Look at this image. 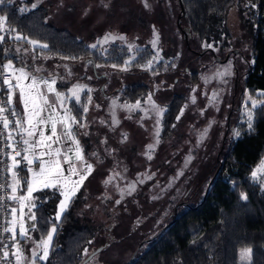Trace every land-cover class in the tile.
I'll list each match as a JSON object with an SVG mask.
<instances>
[{"label": "rangeland", "instance_id": "374dc122", "mask_svg": "<svg viewBox=\"0 0 264 264\" xmlns=\"http://www.w3.org/2000/svg\"><path fill=\"white\" fill-rule=\"evenodd\" d=\"M32 2L47 6L51 23L70 29L91 46L96 44L104 52L120 45L131 54L121 65L105 62L92 65L83 59L54 57L56 61L64 59L61 67L60 62L50 61L46 54H35L32 45H18L26 57L33 54L35 58L30 70L44 68L57 72L59 82L84 86L80 96L91 89L88 94L91 101L88 100V111L81 123L85 127L79 126L82 155L92 169L82 184L88 198L80 210L97 225V233L86 253L93 254L85 264H126L136 251L141 252L147 246L146 238L185 206L195 205L205 196L209 180L217 172L230 141L236 137L235 132H239L238 120L249 121V113L252 120L255 107L264 104V91L251 93L244 83L252 61L250 37L236 7L228 16L233 45L229 52L219 54L206 50V44L189 30L180 0ZM3 28L2 32H6L5 22ZM105 36L110 37L108 42L104 41ZM118 37L123 39H112ZM146 47L154 51L150 61L133 64ZM11 50L12 45L5 47V53ZM69 61L75 64L69 65ZM229 62L231 75L224 78L225 83L215 77ZM135 82L148 86L147 95L136 100L123 98L121 90ZM214 94L218 98L210 104ZM150 95L159 114L148 104ZM176 95L183 97L180 119L174 134L164 137L163 115ZM137 101L140 108L119 107L135 105ZM113 109L119 122L116 125L112 123ZM144 109H148L147 115ZM262 162L264 158L255 167L254 178L264 187V170H258ZM16 195L19 197L17 192ZM13 204L20 206L18 201ZM16 209L20 214L21 210ZM23 212L25 228L29 230L34 220L29 219L28 204ZM31 214L34 215L33 209ZM54 226L56 223L49 231ZM14 230L23 239L17 223ZM42 241L38 244L28 239L21 244L20 264H39L36 257L44 254ZM51 244L52 241L48 255ZM238 260L241 264L251 263L252 248L240 247Z\"/></svg>", "mask_w": 264, "mask_h": 264}, {"label": "trees", "instance_id": "16d2710c", "mask_svg": "<svg viewBox=\"0 0 264 264\" xmlns=\"http://www.w3.org/2000/svg\"><path fill=\"white\" fill-rule=\"evenodd\" d=\"M180 2L189 30L202 43L213 45L206 50L219 54L230 51L233 45L228 16L233 7L237 8L242 26L250 37L252 58L244 83L251 93L264 91V0ZM32 6V0H3L0 4V16L5 17L7 27L0 41V67L7 58L5 46L15 40V34L22 37L16 41L32 45L37 55L42 52L71 60L74 57L73 60L83 59L92 65L99 62L121 65L131 56L128 49L120 45H113L104 52L98 46L92 48L70 29L51 23L47 6L38 4L34 9ZM32 40L40 43L34 46L29 42ZM153 54L150 47L143 48L132 63L147 64ZM68 82L58 81L57 86L63 87ZM5 90L2 83L1 91ZM148 90L146 84L135 82L124 87L121 93L125 99L136 100L145 97ZM88 94V90L82 93L79 104L75 98L67 100L70 114L78 121L72 131L79 141V124L86 114L83 107H87ZM182 101L183 97L176 95L168 104L163 115L164 137L174 134ZM251 121L249 129V121L238 120L240 135L230 141L217 172L208 182L205 196L197 204L185 206L164 224L128 264H241L238 250L243 246L252 248L249 264H264V187L252 176L264 158V104L255 107ZM28 179L29 173L22 168L19 191H25ZM33 196L37 205L33 209L36 219L28 234L20 238L21 244L28 239L40 244L56 223L49 255L44 260L36 257L39 264H82L97 233V225L80 210L87 202L86 186H80L59 220L55 219L61 199L57 190L39 191Z\"/></svg>", "mask_w": 264, "mask_h": 264}, {"label": "snow or ice", "instance_id": "6c2138e0", "mask_svg": "<svg viewBox=\"0 0 264 264\" xmlns=\"http://www.w3.org/2000/svg\"><path fill=\"white\" fill-rule=\"evenodd\" d=\"M3 3V0H0V4ZM36 4H33V9L36 7ZM147 7V5H145ZM254 7V5H253ZM21 12L25 11V9H21ZM5 22V17H0V32L4 31L3 25ZM3 36L0 35V40H3ZM16 39H22V37L17 36ZM110 37L105 36L104 41L108 42ZM112 39H123V37L118 38H112ZM34 46L36 45L35 41H29ZM96 44H93L91 47L96 48ZM155 46V42L153 44ZM208 48H212L213 45L208 44L206 45ZM64 59H68V57H64ZM74 59V57H73ZM151 63V62H150ZM174 66V65H173ZM6 70H12L11 73L8 76H5L3 79V84L7 86L8 89V97H7V103L9 105L12 104V91L14 88L19 89V100L23 105L24 110V116L26 117V123L27 127H25L24 122H22L21 119H17L15 121L17 128L21 132L22 137V143L25 146L23 151L24 155L22 157L23 162H26V171L31 174V179L27 180V194L23 196H17V188L20 186V180L17 179V174L15 171H12L13 169H18L21 167L22 161L20 159H17V157L21 156V153L17 152L15 156H11V165L9 170L12 171V178L13 183L11 185L12 190V196L9 197L10 200L18 201L20 204L21 209V220L19 221V230L21 237H25L27 235V229L25 228V224L23 221L24 212L23 209L25 207V202H27L29 206V219L35 220L36 217L31 214V210L36 208V203L34 200L33 194L39 191H45V190H57V194L61 197L58 203V211L56 213L55 219L59 220L61 213L65 212L70 204V202L76 197L80 186L83 184L85 175L81 174L80 171L77 170L75 163L72 162L70 157L68 156L69 152L73 151L72 145L75 146V158L77 161H83L82 156V150L79 145V141L76 140L75 135L72 131L73 124H77L78 121L74 116L70 114L71 110L64 107V103L66 100V97L64 94H61L59 92H55V89L53 87L54 84H56V80L53 79L51 82H49L47 79H40L38 80L35 75H30L28 72L25 71L23 67L19 69L13 68V63L11 60L3 66ZM115 67V66H113ZM231 75V62H229V65L224 68L223 71H218L216 73L217 79L221 80L222 82L226 83L225 77H228ZM13 79H15V84H13ZM30 82L28 84L22 83L25 80H29ZM84 90V86L81 85H74L71 89H69L70 96L72 98H75L77 104L80 102V93ZM91 92V89L88 90ZM47 93H54L55 94V101L50 102L49 96ZM218 97L214 94L211 97L210 104L214 103L215 100ZM88 100L91 101V96L89 95ZM193 103H195V99L193 98ZM113 106L116 105V101H113ZM148 104L152 111L157 112L159 114V111L156 108V105L152 102L151 95L148 98ZM256 102L253 101V107H255ZM63 108L64 115L61 116L56 112L57 106ZM121 108H126L129 110H134L137 108H140V102L137 101L135 105H128L123 104L119 105ZM48 110L49 114L45 118L42 116V113ZM6 109L4 107H0V119L3 121V127L5 129L9 128L10 121L7 118V116H4V112ZM84 113H87L88 108L86 106L83 107ZM145 115L148 114V109H144ZM183 113V109L181 110V114ZM55 114V115H53ZM13 116H18V113L15 111L12 112ZM180 117H177V120H179ZM159 119H157V123L159 124ZM101 123H104V121H101ZM113 125L118 124L119 122L115 119V112L113 109ZM50 124V130L51 135L46 136L45 132L43 130V126H46ZM57 125H60L62 128V132L60 135H58L57 131ZM81 128L85 127L84 124L79 125ZM249 129L252 127V121H251V113H249V123H248ZM39 139L32 141L31 138L37 135ZM159 128H157V136L159 135ZM207 129H205L204 134H206ZM26 133L28 138H23L24 134ZM204 134L201 135L200 139H204ZM87 135V133H85ZM236 136H239V132H235ZM13 139L12 133H9L8 140L11 141ZM71 142L70 145H68L64 151V161L68 163V172L69 176L65 177L64 171L61 166L60 159H56L54 162L50 160H45V156L53 155L51 144L52 143H67ZM159 141H157L158 143ZM11 147L12 145L9 144ZM40 147L41 151L38 156L35 155L34 149ZM151 147V146H150ZM29 153H32V157L30 158ZM54 155L59 157L61 155V149L58 147L55 149ZM152 157L149 156L148 159L150 160ZM38 162L39 167L38 171L34 170L33 165ZM91 165H87L84 168V173L90 172ZM258 170H264V162L261 164V168ZM257 175V171L252 172V176L255 177ZM72 176H78L79 179L73 180L71 179ZM150 179V177H149ZM46 202V201H45ZM120 201H117V204H119ZM17 211L16 208H12L11 212L15 214ZM17 223V220L15 219V216H13L12 224L15 225ZM5 232L14 231V229L5 228ZM56 232V227L54 226L51 231L48 232L47 240L42 241L43 244V256L40 257L41 260H44L48 256L49 251V244L51 243L53 239V235ZM5 257L9 255L7 251L3 253ZM35 256V253H33ZM17 264H19L20 256L17 255Z\"/></svg>", "mask_w": 264, "mask_h": 264}, {"label": "built area", "instance_id": "2783aa9c", "mask_svg": "<svg viewBox=\"0 0 264 264\" xmlns=\"http://www.w3.org/2000/svg\"><path fill=\"white\" fill-rule=\"evenodd\" d=\"M0 35L5 37V32H0ZM10 73L11 70L6 69L0 72V79L2 80V83L4 77L8 76ZM7 97L8 89L6 86V90L4 92L0 89V107H4L6 109L3 115L7 116L11 123L9 128L5 129L3 127L2 119H0V264H17L16 257L17 255L20 256L21 251L20 237L15 230L5 232L4 229H14V225L12 224L14 214L11 212V209L14 208V201L9 199V197L13 194L11 190V185L13 183L12 171L16 172L17 179H19L21 169L26 168V162H23L22 160V157L25 154L23 151L25 146L22 143L21 132L15 123L17 119H21L22 122H24V120L13 103V97L11 105L7 103ZM13 111L18 113V116H13ZM9 133H12L13 139L11 141L8 140ZM23 138H25V136H23ZM9 144L12 146L10 147ZM17 152L21 153V156L17 157V159L22 161L21 167L10 171L9 168L12 163L10 157L15 156ZM29 156L31 158L30 153ZM5 251L9 253L7 257L3 255Z\"/></svg>", "mask_w": 264, "mask_h": 264}, {"label": "crops", "instance_id": "0c3cea01", "mask_svg": "<svg viewBox=\"0 0 264 264\" xmlns=\"http://www.w3.org/2000/svg\"><path fill=\"white\" fill-rule=\"evenodd\" d=\"M0 17H2V16H0ZM17 36H20V35H18V34H15L14 35V37H17ZM16 40L17 39L15 38V40L9 41L6 44V46L7 45H12V50L9 53H5L7 55V58L4 59V61L2 62V66H1L2 67V70H4V67L3 66L6 65L9 62V60H11L12 63H13V68L14 69H19V68L23 67L26 72H28L30 75H35L38 80H40V79H47L49 82H51L53 79H55L56 80V84L53 85V87L55 89V92H59L61 94H64L65 93L64 96L66 97V100H65V103H64V107L68 108L67 100H68L69 97H71L70 96V93H69V89L72 88L71 83L68 82V84H63L64 85L63 87H58L57 86L58 79L56 78V76L58 75L57 72H53L52 73V72H49V71L45 70L44 68H39V69H35L34 68L33 70H30V67L32 65L34 66V62H35V58H34V56L32 54L33 51L31 49H29L30 50V53L32 54V56L26 57L24 55V53H26V52H24L21 49V47L18 46L20 44H25V43L19 42V41H16ZM0 41H3V40H0ZM32 41H34V40H32ZM16 42H17V44H16ZM25 45H27V44H25ZM28 45H30V44H28ZM47 56H48V59L50 61L57 62V63L60 62L59 65L61 67L63 66V62H64L63 60L64 59H60L59 61H56V59H54V57H51L49 55H47ZM69 62H71V63H69ZM69 62H68L69 65H74L75 64V63H73L74 61H69ZM59 70H62V69L61 68L60 69H56V71H59ZM60 75H61V73L59 74V76ZM29 82H30V79L29 80H25L22 83L28 84ZM15 83L16 82H15V79H14L13 80V84H15ZM1 85H2V80L0 79V89H1ZM63 88H65V89H63ZM12 95L14 96L13 103L16 106L17 110L20 112V114H21V116H22V118L24 120L25 127H27L26 117L24 116L23 105H22V103L19 100V95H20L19 89L18 88H14L13 91H12ZM47 95L49 96L50 102L55 101V94L54 93H47ZM56 112L59 115H61V116L64 115L63 108L59 107V105L57 106ZM48 114H49V112H48V110H46L45 112L42 113V116H44L46 118L48 116ZM53 115H55V114H53ZM43 130H44L46 136L51 135L50 124H48L46 126H43ZM57 131H58V135H60L61 132L63 131L60 125H57ZM24 136H25V138H28L27 135H26V133L24 134ZM75 138H76V140H78V138L76 136H75ZM37 139H39L38 131H37V135L34 136V137H32L31 140L32 141H35ZM70 144H71L70 141L67 142V143H52L51 144V149H52L53 155H49V156H45L44 157L45 160H50V161H53V162L56 159H60L61 166H62V169L64 171L65 177H68L69 176V172H68L69 165H68V163H66L64 161V151H65L66 147L68 145H70ZM79 145H80V148H81L80 142H79ZM58 147L61 149V155L59 157H57V156L54 155L55 149L58 148ZM72 147H73V151L72 152H69L68 153V156L70 157V159L72 160V162L75 163L77 170L80 171L81 174H84L85 175V178H86V176L88 175L89 172L85 174L84 173V168L87 165H90V164H89L88 161L85 160L84 157H83V161L82 162L81 161H77L76 158H75V146L72 145ZM40 151H41V148L40 147L35 148L34 149L35 155L38 156L39 153H40ZM30 155L32 157V153H30ZM33 167H34V170L38 171L39 163L36 162L33 165ZM29 179H31V174L30 173H29ZM71 179L76 180V179H79V177L78 176H72ZM17 194L19 196L26 195L27 194V188L25 189V191H19V189L17 188ZM25 204H27V202H25ZM14 208H19L20 209V206L19 205L16 206V204H14ZM14 216L17 218V224L19 225V221L21 220V213L19 214L18 211H16V213L14 214ZM23 221H24V219H23Z\"/></svg>", "mask_w": 264, "mask_h": 264}, {"label": "water", "instance_id": "95a60500", "mask_svg": "<svg viewBox=\"0 0 264 264\" xmlns=\"http://www.w3.org/2000/svg\"><path fill=\"white\" fill-rule=\"evenodd\" d=\"M94 65H96V63H94ZM136 252H137V251H136ZM136 252H135V253H136ZM135 253H134V254H135ZM92 254H93V253H91L89 256H87V257L84 259V261H83L82 264H85V263L90 259V257L92 256ZM134 254H133V256L130 258V260H132V258L135 256ZM126 264H128V263H126Z\"/></svg>", "mask_w": 264, "mask_h": 264}, {"label": "flooded vegetation", "instance_id": "af4514ba", "mask_svg": "<svg viewBox=\"0 0 264 264\" xmlns=\"http://www.w3.org/2000/svg\"><path fill=\"white\" fill-rule=\"evenodd\" d=\"M151 237H152V236H151ZM151 237H150V238H151ZM150 238H146L145 240H146V241H147V240H150ZM147 242H148V241H147ZM136 254H137V252H136L134 255H136Z\"/></svg>", "mask_w": 264, "mask_h": 264}]
</instances>
